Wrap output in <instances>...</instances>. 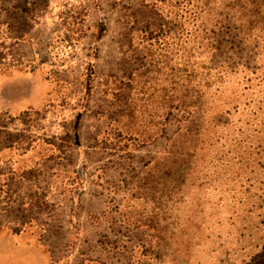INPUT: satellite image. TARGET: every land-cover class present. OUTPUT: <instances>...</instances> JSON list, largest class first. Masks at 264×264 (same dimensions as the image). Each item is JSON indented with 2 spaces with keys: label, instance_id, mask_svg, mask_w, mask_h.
<instances>
[{
  "label": "trees",
  "instance_id": "obj_1",
  "mask_svg": "<svg viewBox=\"0 0 264 264\" xmlns=\"http://www.w3.org/2000/svg\"><path fill=\"white\" fill-rule=\"evenodd\" d=\"M44 1L26 0L21 8L9 12L11 18L1 9L0 25L35 22ZM137 3L136 7L120 4L118 44L141 62L121 86L113 88L106 128L98 139L99 133L89 125L92 132L87 145L93 148L97 140L112 139L116 150H122L132 144L149 145L159 137H165V143L134 168L116 209L121 207L126 224L145 223L154 232L156 241L145 247L144 257L157 254L160 240L167 247V219L174 208L177 225L185 223L176 264H189L194 252L195 264H209L207 259L214 252L210 247L214 239L222 238L227 226L238 227L237 235L229 230L223 237L230 247L237 245L238 264H264V0ZM5 19L12 23L2 22ZM61 38L59 42L63 40L66 47L78 39L66 30ZM31 52L26 63L17 65L6 64L0 53V72L23 67L35 70L39 51ZM95 59L94 49L82 68L80 113L86 111L98 78ZM50 71L46 74L53 77L55 87L66 89L69 83L59 78L58 71L48 75ZM130 89L131 96L126 93ZM45 108L26 109L17 115L0 111V215L4 218L0 232L9 230L16 246L28 252L33 245L23 240L32 220L30 212L45 206L51 189L47 184L39 186L40 181L59 177L78 183L85 177L84 165L78 171L75 164L80 147L73 125L64 136L32 132L45 118ZM103 112L100 108L83 115L96 119ZM170 123L174 128L166 135ZM49 161L53 164L47 174L43 165ZM22 183H28L26 191ZM21 189L26 193L20 196ZM9 214L12 217L6 220ZM36 246L39 249L33 251L42 255L41 246Z\"/></svg>",
  "mask_w": 264,
  "mask_h": 264
},
{
  "label": "rangeland",
  "instance_id": "obj_2",
  "mask_svg": "<svg viewBox=\"0 0 264 264\" xmlns=\"http://www.w3.org/2000/svg\"><path fill=\"white\" fill-rule=\"evenodd\" d=\"M25 1L0 0V10H7L9 14L21 8ZM127 3H131L132 7L138 4L137 0H46V3L40 2V8L44 10L35 22L27 21L23 26L0 25V53L5 55L6 64L26 63L32 54L31 49L39 51L33 63L37 66L35 70L23 67L21 70L0 72V111L17 115L26 109L41 110L46 106L45 118L32 132L46 137L64 136V132L73 125L80 147L75 164L78 171L81 164L85 167L84 180L78 183L66 178L60 181L59 177L39 183V186L47 184L51 189L44 198L45 206L30 212L32 220L25 228L27 236L23 241L27 240L37 250L36 243L39 244L46 264H176L178 239L185 223L177 225L174 208L167 219L170 236L167 247L160 240L156 246L157 254L148 258L141 253L145 254V247L156 241L154 232L145 223L135 226L126 224L128 219L122 216L123 210L121 207L116 209L129 176L135 172L134 168L159 152L165 137H159L145 146L127 145L122 150H116L112 139L97 140L93 148L87 145L92 130L99 133L96 135L99 139L106 128L108 119L105 118L114 103V96L110 95L113 88L121 86L126 76L141 62L118 44L122 31L118 10L120 4ZM11 16L9 14L8 18ZM2 22L12 23L10 19ZM65 30L67 35L78 37L72 46H64L63 40L59 42ZM94 49L98 78L93 83L84 112L89 114L102 108L104 114L102 118L95 119L94 116V119H89L83 115L84 112L80 113L77 105L82 68ZM41 61L43 64H39ZM49 69L58 71L59 78L69 83L66 89L55 87L51 82L53 77H47ZM261 89L264 92V87ZM132 91L126 90V93L131 96ZM89 125L94 129L91 130ZM173 128V123H170L166 135ZM108 131L113 132V129ZM52 164L49 161L46 167L43 165V171L48 174ZM27 184H21L25 191ZM23 190L20 196L26 193ZM0 216L1 220L2 213ZM11 217L9 214L6 220ZM159 222L164 223L163 220ZM237 229L227 226L222 231V238L214 239V245L210 247L214 250L213 257L207 259L209 264H221L219 259L223 260L222 264H238L241 253L237 245L232 240L234 245L230 247L228 239H223L229 230L237 235ZM13 237L9 230L0 232V264H16L24 259L36 264V255L17 247ZM196 260L194 252L189 264H195Z\"/></svg>",
  "mask_w": 264,
  "mask_h": 264
},
{
  "label": "crops",
  "instance_id": "obj_3",
  "mask_svg": "<svg viewBox=\"0 0 264 264\" xmlns=\"http://www.w3.org/2000/svg\"><path fill=\"white\" fill-rule=\"evenodd\" d=\"M21 249H23V248H21ZM27 249V248H26ZM26 249H24V250H26ZM33 250H35V249H32V251ZM27 251V250H26ZM33 252H35V254L38 256V257H36L35 258V260L37 261L36 262V264H46V258H44L43 259V257H42V255L40 254H38L36 251H33ZM22 256H26V255H22ZM31 262H30V260H26V259H24V261L23 260H21V262H19V263H16V264H30Z\"/></svg>",
  "mask_w": 264,
  "mask_h": 264
}]
</instances>
